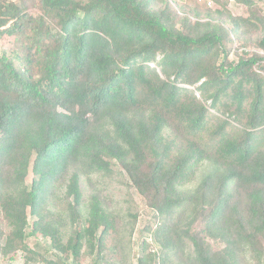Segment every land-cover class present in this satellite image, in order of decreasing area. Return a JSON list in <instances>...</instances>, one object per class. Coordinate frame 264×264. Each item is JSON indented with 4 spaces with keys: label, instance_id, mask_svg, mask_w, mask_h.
<instances>
[{
    "label": "trees",
    "instance_id": "trees-1",
    "mask_svg": "<svg viewBox=\"0 0 264 264\" xmlns=\"http://www.w3.org/2000/svg\"><path fill=\"white\" fill-rule=\"evenodd\" d=\"M235 1L0 0L1 255L131 264L120 218L83 203L119 170L158 219L135 264H264V16Z\"/></svg>",
    "mask_w": 264,
    "mask_h": 264
},
{
    "label": "rangeland",
    "instance_id": "rangeland-1",
    "mask_svg": "<svg viewBox=\"0 0 264 264\" xmlns=\"http://www.w3.org/2000/svg\"><path fill=\"white\" fill-rule=\"evenodd\" d=\"M9 1L20 2L25 0ZM167 1L173 5L176 11L190 16H192L193 9H198L202 14L206 10H209L211 12L227 11L234 16L245 17L248 15L247 8L235 0ZM208 1L210 2L209 5L207 4ZM256 3L260 9L261 15L264 16V0H257ZM30 11L35 13L36 10L30 9ZM11 41V39L5 38L0 43V49L10 48ZM251 47L252 46H250V48ZM250 51H252V49H250ZM232 58H234V56H232ZM81 187L84 205L88 202L89 196L94 194L101 199L107 211L114 213L120 218V246L124 252L123 256H125L131 264H135V259L140 251L143 240L150 243V249H156V246L152 245L150 234L145 232L144 229L147 227L155 229L158 225V219L155 218V212L147 207L136 191L129 186L124 173L121 174L119 170H115L110 176L93 174L88 179H81ZM2 229L5 233L8 232L5 223L2 224ZM28 243L30 247L37 249L41 253L44 252L43 248H47L46 239L31 238ZM187 251L189 252V249ZM0 264H24V254L20 251L9 256L0 254ZM79 264H92V258L83 256Z\"/></svg>",
    "mask_w": 264,
    "mask_h": 264
},
{
    "label": "built area",
    "instance_id": "built-area-1",
    "mask_svg": "<svg viewBox=\"0 0 264 264\" xmlns=\"http://www.w3.org/2000/svg\"><path fill=\"white\" fill-rule=\"evenodd\" d=\"M207 4L209 5V4H210V2L208 1V2H207Z\"/></svg>",
    "mask_w": 264,
    "mask_h": 264
}]
</instances>
